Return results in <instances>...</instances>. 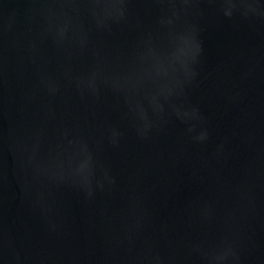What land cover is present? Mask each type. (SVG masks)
<instances>
[{
	"label": "water",
	"instance_id": "95a60500",
	"mask_svg": "<svg viewBox=\"0 0 264 264\" xmlns=\"http://www.w3.org/2000/svg\"><path fill=\"white\" fill-rule=\"evenodd\" d=\"M0 264H264V0H0Z\"/></svg>",
	"mask_w": 264,
	"mask_h": 264
}]
</instances>
